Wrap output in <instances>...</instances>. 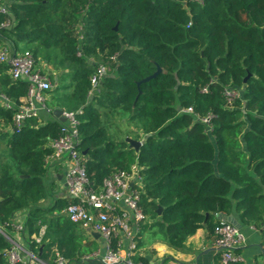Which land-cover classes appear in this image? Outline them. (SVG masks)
<instances>
[{
    "label": "trees",
    "instance_id": "obj_1",
    "mask_svg": "<svg viewBox=\"0 0 264 264\" xmlns=\"http://www.w3.org/2000/svg\"><path fill=\"white\" fill-rule=\"evenodd\" d=\"M7 2L0 46L26 44L37 64L60 71L47 103L53 112L82 110L77 147L92 186L133 163L143 167L142 231L180 250L204 224L214 229L216 213L235 208L245 223L263 221L264 0ZM100 64L109 68L90 94ZM158 66L160 73L138 85ZM9 68L0 62V91L14 102L12 109L0 105V227L11 233L13 216L25 211L29 250L51 258L56 249L82 264L95 245L65 213L69 199L54 198L47 181L48 143L62 121L53 113L46 122L29 117L16 130L28 84L13 80ZM226 89L239 92L232 104ZM117 112L141 130L138 151L114 138ZM11 246L0 234V264H10ZM133 260L149 264L139 254Z\"/></svg>",
    "mask_w": 264,
    "mask_h": 264
},
{
    "label": "built area",
    "instance_id": "obj_2",
    "mask_svg": "<svg viewBox=\"0 0 264 264\" xmlns=\"http://www.w3.org/2000/svg\"><path fill=\"white\" fill-rule=\"evenodd\" d=\"M7 0H0V13H8ZM2 23L0 27L8 25ZM0 62L8 63L9 73L13 80H23L28 84V90L21 104L14 113L13 122L16 130L29 117H38L43 122L54 112L49 107L47 92L52 89L53 81L48 72L37 67V61L29 50L12 51L7 45L0 46ZM108 67L104 64L97 66L91 77L94 92L102 78L107 74ZM202 91H208L204 87ZM225 94L230 104L239 95L235 89H226ZM0 105L12 109L14 102L0 91ZM184 112H193V109H182ZM78 111H63L60 135L50 139L48 145L51 152L46 157L47 166L61 163L64 169L67 193L69 199L65 213L69 219L83 229L99 233L103 239V250L93 252L86 258L100 257L105 264H144L135 262L133 257L139 250V234L141 224L147 220L140 201L143 191V167L133 163L128 169H121L104 179L101 188L92 186L87 174L83 153L78 149L79 119ZM46 117V118H45ZM57 118V117H56ZM60 119V118H59ZM210 117L202 119L209 122ZM61 120V119H60ZM26 212H17L10 225L11 233L0 227V234L12 242L7 251L10 264L18 262L24 264H71L70 261L56 249L51 258H44L35 254L24 244L22 232ZM215 246L220 253V264H240L244 257L239 249L246 244V235L243 230L227 219L219 220L213 229ZM41 240V236L37 237Z\"/></svg>",
    "mask_w": 264,
    "mask_h": 264
},
{
    "label": "crops",
    "instance_id": "obj_3",
    "mask_svg": "<svg viewBox=\"0 0 264 264\" xmlns=\"http://www.w3.org/2000/svg\"><path fill=\"white\" fill-rule=\"evenodd\" d=\"M20 45L17 51H22ZM45 69L49 73L50 66L46 63ZM54 80H57L56 76ZM55 117H48L44 122ZM47 181L56 198L66 195V181L61 163L56 162L49 165ZM221 219H227L239 226L246 235V244L239 249L244 257V261L240 264H264V214L263 221L259 223H245L241 220L240 213L234 208L230 212L215 214V222ZM78 230L84 236L85 242H92L95 245L94 252L100 251V254L104 252L103 239L100 235L97 236L96 233L85 230L79 225ZM141 240L143 245L139 246L137 254L146 256L149 264H220V253L215 246L213 230L206 224L190 236L183 249L180 250L172 248L162 238L153 236L149 230L140 231L139 243ZM82 264L105 263L100 257H90Z\"/></svg>",
    "mask_w": 264,
    "mask_h": 264
},
{
    "label": "rangeland",
    "instance_id": "obj_4",
    "mask_svg": "<svg viewBox=\"0 0 264 264\" xmlns=\"http://www.w3.org/2000/svg\"><path fill=\"white\" fill-rule=\"evenodd\" d=\"M20 48L22 51L23 50H29L31 52L33 51V49L30 48L29 46H27L26 44H21ZM43 63H45V62L42 59H39V63L37 64V66L41 67L44 71L45 67H44ZM49 66H50V70H49L50 77L53 78V75L55 76V75L59 74V72H60L59 70L54 69L51 64H49ZM71 80H72V78L68 77L67 82L70 83ZM113 122H114V124L112 126V132L114 134L113 135L114 138H116L118 140H126V138H128V137L138 139L136 131L140 132L141 130L138 129V127L135 125V123H132L128 120V117L126 114H124L123 112H117L115 114V116L113 117ZM5 147H6L5 143H0V150L5 149ZM53 195L55 198L56 195L55 194H53ZM51 200H52L51 198L50 199L47 198L45 200H42L41 203L43 205H48L51 202Z\"/></svg>",
    "mask_w": 264,
    "mask_h": 264
},
{
    "label": "water",
    "instance_id": "obj_5",
    "mask_svg": "<svg viewBox=\"0 0 264 264\" xmlns=\"http://www.w3.org/2000/svg\"><path fill=\"white\" fill-rule=\"evenodd\" d=\"M162 71V68L160 66H158L157 70L150 76H147L145 77L144 79H142L141 81L138 82V85L141 84V82H144V81H147L149 80L150 78L152 77H155L158 73H160ZM62 114H63V110L62 109H55L54 110V115L57 117V118H60L61 121H66V119L64 117H62ZM126 141L129 143V146L131 148H134L136 151L139 150L141 144H142V141L138 140V139H135V138H126ZM85 153V152H84ZM161 207L158 209L159 213L161 212ZM96 235L98 236L99 233H96ZM42 249V247H41ZM41 255V253H40Z\"/></svg>",
    "mask_w": 264,
    "mask_h": 264
}]
</instances>
